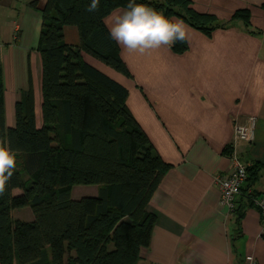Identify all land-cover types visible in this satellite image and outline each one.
Listing matches in <instances>:
<instances>
[{
	"label": "trees",
	"instance_id": "1",
	"mask_svg": "<svg viewBox=\"0 0 264 264\" xmlns=\"http://www.w3.org/2000/svg\"><path fill=\"white\" fill-rule=\"evenodd\" d=\"M136 2L206 35L234 21L250 23L247 10L220 22L197 12L190 0ZM90 3L47 0L39 10L41 127L31 86L15 104V126H6L0 70V143L17 159L0 194V264H142L140 250L149 246L156 219L147 205L170 165L127 108V88L84 59L132 77L105 25L114 10H127L129 0H100L94 12L87 10ZM65 27L76 28L78 47L64 42ZM170 49L183 54L186 40ZM260 171L264 165L246 167L240 194L253 188ZM76 186H96L98 194L74 200ZM14 190L21 193L13 195ZM24 208L33 220H14L13 211ZM233 213L238 225L243 215L238 201Z\"/></svg>",
	"mask_w": 264,
	"mask_h": 264
},
{
	"label": "crops",
	"instance_id": "2",
	"mask_svg": "<svg viewBox=\"0 0 264 264\" xmlns=\"http://www.w3.org/2000/svg\"><path fill=\"white\" fill-rule=\"evenodd\" d=\"M46 1L0 0V70L8 128L15 126V104L29 86L36 125H42L37 45L39 10ZM190 2L197 12L220 22L247 10L249 26L234 21L206 35L185 24L188 49L180 55L170 46L139 52L119 45L131 79L84 59L127 88V108L155 153L170 165L147 205L156 221L149 246L140 250L142 264H240L247 256L264 264L261 217L250 205V199L264 198V171L253 188L235 198L243 210L238 225L234 213L220 204L214 182L231 169L227 150L246 167L264 165V0ZM124 11L116 9L105 18L108 30ZM63 40L78 47L76 28L65 27ZM249 117L256 119L252 140L235 142L234 126ZM252 192L255 196L249 199ZM97 194L96 186H76L71 197ZM28 209H19L27 211L25 219H14V211L12 218L32 221Z\"/></svg>",
	"mask_w": 264,
	"mask_h": 264
},
{
	"label": "clouds",
	"instance_id": "3",
	"mask_svg": "<svg viewBox=\"0 0 264 264\" xmlns=\"http://www.w3.org/2000/svg\"><path fill=\"white\" fill-rule=\"evenodd\" d=\"M100 0H91L89 12L97 10ZM187 26L169 19L144 3L129 0L127 10L117 14L109 28V35L118 45L130 51L145 52L161 46H171L186 38ZM16 153L0 143V194L16 168Z\"/></svg>",
	"mask_w": 264,
	"mask_h": 264
},
{
	"label": "built area",
	"instance_id": "4",
	"mask_svg": "<svg viewBox=\"0 0 264 264\" xmlns=\"http://www.w3.org/2000/svg\"><path fill=\"white\" fill-rule=\"evenodd\" d=\"M256 119L249 117L242 123L234 126V140L251 141L255 128ZM231 169L224 175L216 176L215 185L220 192V204L227 207L230 213H233L235 206V198L240 195L241 187L246 181V166H244L234 154H230ZM261 217L260 233L264 236V198H259L254 202ZM243 264H255L252 256H247L243 260Z\"/></svg>",
	"mask_w": 264,
	"mask_h": 264
},
{
	"label": "rangeland",
	"instance_id": "5",
	"mask_svg": "<svg viewBox=\"0 0 264 264\" xmlns=\"http://www.w3.org/2000/svg\"><path fill=\"white\" fill-rule=\"evenodd\" d=\"M180 22H182V21H180ZM28 210H30V209H28ZM26 213H27V211H22V210L14 211V214H13L14 219H19L20 217L23 218V219H25L26 216H27Z\"/></svg>",
	"mask_w": 264,
	"mask_h": 264
}]
</instances>
